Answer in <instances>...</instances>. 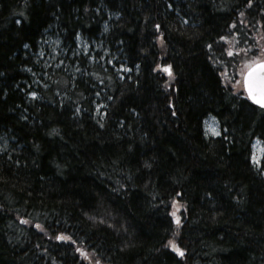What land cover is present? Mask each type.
<instances>
[{
    "label": "trees",
    "instance_id": "1",
    "mask_svg": "<svg viewBox=\"0 0 264 264\" xmlns=\"http://www.w3.org/2000/svg\"><path fill=\"white\" fill-rule=\"evenodd\" d=\"M51 31L120 77L26 88ZM261 49L264 0H0V264H264V109L223 75Z\"/></svg>",
    "mask_w": 264,
    "mask_h": 264
},
{
    "label": "rangeland",
    "instance_id": "2",
    "mask_svg": "<svg viewBox=\"0 0 264 264\" xmlns=\"http://www.w3.org/2000/svg\"><path fill=\"white\" fill-rule=\"evenodd\" d=\"M53 32L54 31H51L44 36L40 51L37 53V57L34 61V69L28 71L29 83L26 88L33 86L34 89L40 88L42 90H47L49 87V81L56 82V80L54 81L50 77L52 74L58 78V81L61 76L69 78L70 81H74L78 78L86 79L87 76L90 75L86 68L94 65H98L105 72H111V74L116 73V78H118V76L120 77L121 74H118L122 72V68L115 65V62L117 61L115 58H111L112 53L108 46L105 47L103 43L95 40L88 42L78 37L75 41V46L68 48L67 45L62 43L60 38ZM242 52L243 57L239 59V64L233 69L234 72L232 70L230 73L223 72L226 83L239 90L241 89L242 74L248 67L249 63L256 60H264V49L255 52V54L257 53L258 55L254 57H248V54L244 50ZM114 57L117 58L115 53ZM104 92V90H99L98 92L89 90V94L85 97V101L88 100L90 107L94 109L93 115L95 117L102 115L104 100L107 99V95ZM53 94L58 101L65 98V95H63L57 88L54 89ZM213 129H215L220 135L217 121L212 117L204 119L203 130L206 138H215L219 136L214 134ZM251 150L252 157L255 155L256 159L259 161V164H257L252 158V164L255 169L261 173V176L264 177V169L262 167L264 156L262 152V144L258 139L253 141Z\"/></svg>",
    "mask_w": 264,
    "mask_h": 264
},
{
    "label": "snow or ice",
    "instance_id": "3",
    "mask_svg": "<svg viewBox=\"0 0 264 264\" xmlns=\"http://www.w3.org/2000/svg\"><path fill=\"white\" fill-rule=\"evenodd\" d=\"M251 3L252 0H248V4L250 5ZM241 15H243V13H241ZM231 54L232 53L230 52L229 55ZM157 67L160 66L158 65ZM163 71L167 72L169 75L172 74L169 66H165L163 68ZM244 86L247 91L248 97L261 108H264V60H256L249 63L247 72L244 77ZM30 95L35 97L36 93L32 92L30 93ZM213 132L214 134L219 135V133L216 132L215 129H213ZM252 158L257 162V164H259V161L256 159L255 155H253ZM173 216H175V213H173ZM176 219L177 223H179V218L177 217ZM37 227L39 228L40 226L37 225ZM55 238L57 240L70 239L69 237L63 236L62 234L57 235ZM169 246L172 247L178 255L183 256V250L177 247L173 241H169ZM96 264H99V261H97Z\"/></svg>",
    "mask_w": 264,
    "mask_h": 264
},
{
    "label": "water",
    "instance_id": "4",
    "mask_svg": "<svg viewBox=\"0 0 264 264\" xmlns=\"http://www.w3.org/2000/svg\"><path fill=\"white\" fill-rule=\"evenodd\" d=\"M246 72H247V70L244 72L243 77H242L243 91H244V93H245L247 99H248L253 105H255V106L261 108L259 105H257L256 103H254L253 100H251V99L248 97L247 91H246L245 86H244V77H245ZM262 109H264V108H262Z\"/></svg>",
    "mask_w": 264,
    "mask_h": 264
},
{
    "label": "bare ground",
    "instance_id": "5",
    "mask_svg": "<svg viewBox=\"0 0 264 264\" xmlns=\"http://www.w3.org/2000/svg\"><path fill=\"white\" fill-rule=\"evenodd\" d=\"M97 89L102 90V88H100V87H98V86H97ZM104 93H105V92H104Z\"/></svg>",
    "mask_w": 264,
    "mask_h": 264
}]
</instances>
